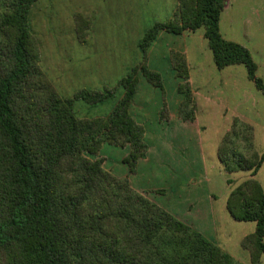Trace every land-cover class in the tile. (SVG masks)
<instances>
[{
	"label": "trees",
	"instance_id": "obj_1",
	"mask_svg": "<svg viewBox=\"0 0 264 264\" xmlns=\"http://www.w3.org/2000/svg\"><path fill=\"white\" fill-rule=\"evenodd\" d=\"M37 0H0V264H244L191 226L133 189L127 178L104 169L102 144L129 147L123 161L133 172L145 156L144 128L129 112L139 75L155 87L162 80L147 64L161 31L202 29L218 69L241 64L264 94L248 48L219 29L226 0H177L172 15L147 27L137 42L139 60L113 85L81 88L61 97L40 66V41L30 17ZM84 41L90 22L73 15ZM181 79L178 116L193 121L195 103L183 53L171 50ZM119 94L105 115L79 117L77 100L96 104ZM169 118L166 105L160 119ZM225 174L250 177L230 189L225 208L236 221L255 223L241 239L249 263L264 255V190L254 177L264 146L254 145L252 124L233 116L216 148ZM231 183V181H228Z\"/></svg>",
	"mask_w": 264,
	"mask_h": 264
},
{
	"label": "crops",
	"instance_id": "obj_2",
	"mask_svg": "<svg viewBox=\"0 0 264 264\" xmlns=\"http://www.w3.org/2000/svg\"><path fill=\"white\" fill-rule=\"evenodd\" d=\"M71 4L78 6L71 7L70 14L65 15V18L70 20L69 34L71 35L64 43L67 46L66 51L63 47L65 52H69L66 57L68 59L66 65L70 66V71L75 75L79 76L80 73V75L85 74L91 78L95 69L99 70L98 68L120 66L129 68L134 65L140 57L137 42L143 31L155 21L168 19L176 8L177 0H37L32 6L30 22L36 17L38 25L42 26L44 25L42 19L56 14L55 8L61 10V6L64 8L68 5L73 6ZM77 12L90 22V29L84 41H79L75 35L73 15ZM219 29L221 33L223 31V34H227L226 37L222 34L227 39L239 43L241 39H245L246 42L249 41L248 44L256 39L258 44L264 45V0H226L220 15ZM163 40L165 47L159 44ZM171 50L179 51L186 57L188 82L196 107L194 120L185 121L178 116V106L182 96L175 90L172 93L171 105H167L169 118L165 121L161 120L158 117V111L163 103L154 87L139 75L137 90L130 104L129 112L144 128L143 139L147 144V151L144 157L138 159L136 173L129 172L122 161V158L129 152L128 145L118 146L121 147L123 153L113 164L106 163L103 151L108 148L105 146L106 143L102 145V149L96 155V157L104 158L102 163L104 169L116 177L127 178L133 189L164 209L167 208L161 202L151 198L153 192L159 189L151 188L146 191L139 185L138 173L144 168L150 169V163L153 162L156 166L150 171L158 175L155 179H164L169 192L178 188L180 184L176 172L181 170L180 164L185 162L183 150L187 147V139L194 137L198 140L206 125L213 121L212 119L221 120L216 138L209 149V156L214 157V163H216L217 143L231 121H228V117H226L222 94L226 93L227 96L230 94L231 97L236 95L239 99L247 96L238 78V76L243 77L240 65H230L218 69L213 62L211 51L208 49L202 31L198 29L185 30L179 34L161 31L148 50L149 68L157 71L156 67L151 66L152 64L156 65L159 51L161 58L167 62L166 66L171 67L169 59ZM173 70L169 76L176 89L181 79ZM152 99L155 101L152 102ZM202 114L203 117H201ZM238 117L249 122L243 116ZM187 131L189 132L187 133ZM205 154L203 148L199 149L200 161ZM258 173L259 170L254 175L256 179ZM248 177L250 174L245 173L240 178L243 180ZM193 178L194 176L190 175L188 180L192 179V183L199 187L202 184L209 187V184L212 183V178H209L205 172ZM236 181L237 179H226L229 186ZM204 194L205 203L210 207L214 206V198H209L207 193ZM163 201L166 203L164 199ZM219 208L220 211H224L223 202H220ZM188 225L194 227L192 224ZM194 229L196 228L194 227Z\"/></svg>",
	"mask_w": 264,
	"mask_h": 264
},
{
	"label": "rangeland",
	"instance_id": "obj_3",
	"mask_svg": "<svg viewBox=\"0 0 264 264\" xmlns=\"http://www.w3.org/2000/svg\"><path fill=\"white\" fill-rule=\"evenodd\" d=\"M71 5L73 6L68 5L65 8L61 6V10H56L54 7L56 14L52 17L47 16L45 19H42L44 24L42 26L38 25L36 17H34L33 20L31 19L32 29L40 41V66L61 97H72L73 93L81 88L101 89L104 85L111 86L131 67L124 68L120 66L114 68H98L99 70L96 71L95 69V73L92 74L91 78H88V75L85 74L80 75V73L78 76L70 71V66L66 65L68 63V59H66V57L69 52H65V48L67 46L64 45L66 40H68V38L71 36L69 34L70 20H67L65 15H68V13L70 14L69 9L71 7L76 8L78 6L76 4V6L74 4ZM198 30L202 31V29ZM221 34H223V31ZM223 35L226 37L227 34ZM257 38L260 41V37L258 36ZM164 43L165 42L163 40L162 42L160 41L159 44L160 46L165 47ZM240 43H244L250 50L252 58L257 65L256 74L264 82V45L258 44L256 39L250 42V44H248L249 41L246 42L245 39H241ZM63 47L65 51L63 50ZM208 49L210 50L209 47ZM158 53L159 55L157 56L156 65L152 64L151 67H156L157 71H154L159 73L162 80V87H155L149 82L148 83L153 86L154 90L158 93V96L163 103L162 107L163 105H166L168 110L167 105L170 106L173 101V91L175 90L176 93H180L178 91V85L180 82L175 89L172 84V79L169 76L173 69L169 66H166L167 62L161 58L160 51ZM239 65L243 70V77L238 76L239 82L241 83L247 96L246 98L244 96L242 99H239L236 97V95L231 97L230 94L227 96V94L224 93L222 94V99H224L223 107L225 109L226 117H228V121H230L233 116H243L249 120L254 128L255 148L261 152L264 146V94L256 89L254 83L248 79L245 67L241 64ZM118 95L119 94H116L114 97L96 104H88L77 100L74 102V111L79 117L89 118L93 116L105 115L114 105V101H116ZM180 95L182 96V93H180ZM153 101L155 100L152 99V102ZM221 104L222 102L220 101V105ZM161 108L158 111L159 118ZM201 117H203V114ZM212 120L213 121L210 124L206 125V128L202 131V134L199 135L198 140H196L194 137H189L187 139V147H185L183 150L185 162L180 164L182 168L176 172L180 184L178 188L170 190L171 192H169L164 179H155V177L158 175H155V173L150 171L155 169L156 165H154L153 162L150 163V169L144 168L143 171L138 173V177L140 179L139 185L146 189V191L151 188L159 189L156 192H153L151 198L161 202L167 208H163L164 210L185 224H192L204 237L216 243L235 259L244 264H248V251L241 246L240 242L245 235L254 230L255 223L251 221H236L229 216L225 208L226 197L230 189L233 187V185L242 180L240 177L246 172H235L229 175L225 174L220 168L218 159L216 160V163H214V157L211 158L209 156V149L212 145V142H214V138H216L217 128L221 125L220 119ZM188 132L189 131H187V133ZM105 146H108L107 150L103 149L105 152L106 163H115L114 161L122 156L121 154L123 151L121 147L110 144ZM202 148L206 154L200 161L198 152L199 149L202 150ZM101 149L102 146L100 150ZM124 157L122 158V161ZM102 160L104 161V158H102ZM124 164L129 170L128 165L125 162ZM134 172L136 173V165L132 173ZM203 172L208 174L209 178H212V183L209 184V187L204 184L199 187L192 183V179H190V181L188 180L190 175H193L195 178ZM173 174L175 173L173 172ZM141 176L142 178H140ZM227 178L237 179V181L229 186L226 183ZM257 180L260 182L264 190V162L259 169ZM204 193L209 194V198H214V206L211 205L210 207L205 203ZM163 199L168 204H166ZM220 202L224 203L223 212L220 211L219 208ZM260 264H264V255L262 256Z\"/></svg>",
	"mask_w": 264,
	"mask_h": 264
}]
</instances>
